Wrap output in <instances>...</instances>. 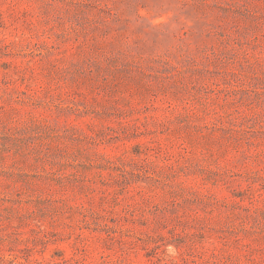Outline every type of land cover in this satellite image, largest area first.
<instances>
[{
	"label": "rangeland",
	"instance_id": "1",
	"mask_svg": "<svg viewBox=\"0 0 264 264\" xmlns=\"http://www.w3.org/2000/svg\"><path fill=\"white\" fill-rule=\"evenodd\" d=\"M0 264H264V0H0Z\"/></svg>",
	"mask_w": 264,
	"mask_h": 264
}]
</instances>
